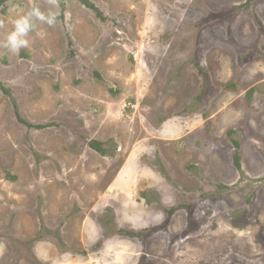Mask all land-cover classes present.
Wrapping results in <instances>:
<instances>
[{"label":"rangeland","instance_id":"1","mask_svg":"<svg viewBox=\"0 0 264 264\" xmlns=\"http://www.w3.org/2000/svg\"><path fill=\"white\" fill-rule=\"evenodd\" d=\"M92 1L107 22L67 0L18 55L0 46L22 116L54 123L28 130L0 86V264H264V0ZM34 6L0 10V45Z\"/></svg>","mask_w":264,"mask_h":264},{"label":"trees","instance_id":"2","mask_svg":"<svg viewBox=\"0 0 264 264\" xmlns=\"http://www.w3.org/2000/svg\"><path fill=\"white\" fill-rule=\"evenodd\" d=\"M12 0H0V10H4L5 6L10 3ZM80 3H82L86 8L92 10L96 16L102 21V22H107V20L109 19V16L106 15L104 13V11L97 5L95 4L92 0H78ZM66 2L67 0H60V4H61V12L58 15L60 19L64 20V11H65V7H66ZM251 5H253V0H248L246 3L241 4L238 6L239 10H242L244 8L249 9L251 7ZM66 34L68 36V44H69V52L71 55H74L75 50L73 47V40L69 34V31L66 30ZM192 63L197 67L199 73L203 76L204 79V85H203V89L202 92L200 93V98H204L205 96H207L210 91H211V82L209 79V75L207 74L206 70L201 66V64L199 62H197L196 59H193ZM93 76L98 80V81H103L104 77L103 75L97 71L94 70L93 71ZM1 88L4 90L5 93H7L12 100L13 106H14V112H15V116L16 119L18 120V122L24 126L27 127L28 130H41V129H45L47 127H51L54 123H44V124H36V123H32L29 120H27L26 118H24L20 112L19 106L16 102V100L12 97L11 91L7 88H5L3 86V84L0 83ZM227 87H229V85H227ZM118 90L119 89H114L112 87L109 88V91L111 93V95L113 96H117L118 94ZM252 90L249 91V96L251 94ZM228 135L234 145L235 148V152H234V165L235 167L241 172L243 173V169H242V163H241V145H240V140L238 139L237 133L235 129H231L228 132ZM88 145L96 150L97 152H99L101 155L103 156H114L115 155V150L117 149V144L114 140H110V141H101L98 139H90L88 141ZM13 178V177H12ZM220 188V194L222 193V190H226L228 189L227 186L220 184L219 187H217V189ZM202 196V195H201ZM206 196H214V194L212 193H207ZM204 198V197H203ZM176 210V207H171L169 209V213L170 215L173 214V212ZM105 222L106 225H111L112 224V219L109 218L108 216H106L103 220ZM118 232L120 233H127V234H135V231L132 229H122L119 228ZM47 234V232H46ZM49 234L51 235V231H49ZM54 236L59 240L60 243L65 244L63 239L61 238L59 232L54 231L53 232ZM45 235L43 233H38V235L36 236L37 238H42Z\"/></svg>","mask_w":264,"mask_h":264},{"label":"clouds","instance_id":"3","mask_svg":"<svg viewBox=\"0 0 264 264\" xmlns=\"http://www.w3.org/2000/svg\"><path fill=\"white\" fill-rule=\"evenodd\" d=\"M49 10L42 11L34 6L30 11L18 15L13 22V28L9 31L2 43L3 48L13 55H18L21 49L29 47V34L34 30L36 22L54 26L59 15V0H48Z\"/></svg>","mask_w":264,"mask_h":264}]
</instances>
